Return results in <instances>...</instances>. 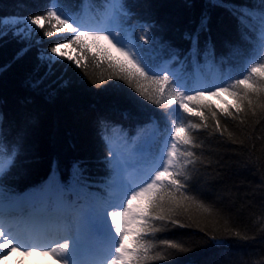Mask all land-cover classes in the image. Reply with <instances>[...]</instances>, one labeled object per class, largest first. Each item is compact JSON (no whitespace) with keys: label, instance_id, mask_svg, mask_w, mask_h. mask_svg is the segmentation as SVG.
Listing matches in <instances>:
<instances>
[{"label":"trees","instance_id":"obj_1","mask_svg":"<svg viewBox=\"0 0 264 264\" xmlns=\"http://www.w3.org/2000/svg\"><path fill=\"white\" fill-rule=\"evenodd\" d=\"M61 3L90 24L99 23L106 8L103 0ZM125 5L133 13L128 24L139 21L154 25L149 31L175 49L180 60L192 48L185 34H194L206 13V29L198 38L197 61L202 66L199 78L211 83L226 76L252 51L233 10L259 11L262 0H219L223 6H212L210 0H125ZM48 7L50 0H0V21L11 16L42 15ZM14 30L8 26L0 29V132L5 138V150L9 146L17 150L15 166L7 174V188L24 194L39 188L53 175L67 185L77 163L90 184L103 183L109 175L104 164L106 135L117 139L123 134L132 142L141 130L149 134L163 128L160 108L142 101L123 81L108 80L110 72L99 55L91 60L97 48H88V57L82 60L86 68L65 59L49 72L47 65L38 60L39 52L56 43L66 44L72 34L47 37L44 29H38L29 47L28 40L13 35ZM243 31L252 43L256 42V33ZM140 32L136 29L137 35ZM37 40L41 43L36 44ZM209 44L213 49L211 65L203 59ZM101 45L109 47L103 41ZM67 46L69 55L83 54L78 46ZM25 48L28 50L21 54ZM164 58H168L167 52ZM183 71L196 78L190 59ZM234 78L239 76L234 74ZM41 79L36 87L35 82ZM208 94L204 101L217 110L234 103L226 93L220 94L221 102ZM191 120L199 122L196 117ZM222 123L227 126L223 136L219 132L210 135L211 127L195 133L202 148L194 151L203 156L204 163L197 165L199 172L190 187L192 194L212 209V215L201 218V226L206 227L202 231L193 224L157 233L154 242L158 245L161 240H171L187 251L160 246L157 251L163 249L168 258L151 264H264V113L249 114L245 123L231 118H222ZM233 232L241 235H232Z\"/></svg>","mask_w":264,"mask_h":264},{"label":"snow or ice","instance_id":"obj_2","mask_svg":"<svg viewBox=\"0 0 264 264\" xmlns=\"http://www.w3.org/2000/svg\"><path fill=\"white\" fill-rule=\"evenodd\" d=\"M103 2L106 8L100 23H87L73 15L61 0H50V7L42 15L3 20L0 29H15L13 35L28 40L29 47L38 29H44L47 37L71 33L66 44L78 46L83 54L69 55L60 50L59 43L41 50L38 60L47 65L49 72L65 59L78 68H86L82 60L88 57V48H97L99 51L91 60L99 55L110 72L108 80L123 81L142 101L160 108L163 128L151 135L139 131L132 141L134 147L129 146L126 135L121 134L118 139L106 135L104 164L109 175L103 183L90 184L77 163L67 185L53 175L39 188L24 194L5 186L7 174L15 166L17 150L10 146L5 150V138L0 132V240L4 241L0 243V255L15 248L44 251L60 264H151L168 258L163 249L187 251L171 240H161L159 245L154 240L157 233L177 226L195 224L203 231L206 225L201 226V218L212 215V209L192 194L190 187L199 172L197 165L204 163L203 156L194 151L202 148L196 131L211 127L210 135L219 132L223 136L227 126L222 118L245 123L249 114L264 113V0L259 11L233 10L241 23L243 39L252 44V51L226 76L211 83L199 78L202 66L197 61L198 38L200 31L206 29V13L196 32L185 34L192 48L180 60L175 49L149 31L154 25L139 21L128 24L133 13L128 11L125 0ZM210 3L218 6L219 0ZM136 29H141L138 35ZM244 29L256 33L255 43ZM102 41L109 47L102 46ZM165 52L168 58H164ZM189 59L196 73L194 79L183 71ZM203 59L211 65L210 44ZM234 74L239 78H234ZM40 83L42 79L35 86ZM206 92L216 97L226 93L234 103L217 110L204 101ZM191 117L199 122L193 123ZM151 119L155 125L156 118ZM228 137L232 139L233 134L229 132ZM133 167L137 168L136 174L129 172ZM91 188L99 190L90 191ZM160 246L163 249L157 251Z\"/></svg>","mask_w":264,"mask_h":264},{"label":"rangeland","instance_id":"obj_3","mask_svg":"<svg viewBox=\"0 0 264 264\" xmlns=\"http://www.w3.org/2000/svg\"><path fill=\"white\" fill-rule=\"evenodd\" d=\"M26 18V17H19V16H11L7 17L4 20L10 19V18ZM102 21V20H101ZM100 21V22H101ZM99 22V23H100ZM86 30V29H82ZM107 45L106 42H103ZM61 51L68 52V46L66 44H59ZM108 46V45H107ZM212 99L221 102L222 99L216 96H212L211 94H208ZM222 98L224 99L225 96L223 95ZM153 131H151L148 135H151ZM118 139V138H117ZM129 146L134 147L132 142H129ZM130 174H136L137 168L133 167L129 169ZM0 243H4L3 240H0ZM0 264H60L59 260L54 258L52 255L47 254L44 251L37 250V251H27L24 249L17 250L15 248H10V250L6 251V253L0 255Z\"/></svg>","mask_w":264,"mask_h":264}]
</instances>
